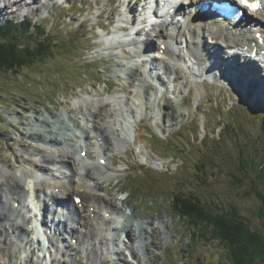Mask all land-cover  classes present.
Here are the masks:
<instances>
[{
  "label": "rangeland",
  "instance_id": "374dc122",
  "mask_svg": "<svg viewBox=\"0 0 264 264\" xmlns=\"http://www.w3.org/2000/svg\"><path fill=\"white\" fill-rule=\"evenodd\" d=\"M69 1L60 6V9L56 6L50 9L42 7L38 4L40 0H34L36 3L29 1L30 6L36 7L38 4L36 8H40L39 13L37 12V15L31 19L34 22H42L48 29L56 30V39L59 42L70 39L72 45L61 44L62 47H55L54 50L45 47L46 52L32 51L25 54L23 53L25 48L24 51L18 49L15 53L16 59H21L24 65L20 64L16 73H10V70L0 72V115H2L0 122L3 121L0 123V159L6 161L12 160L17 154L26 157L32 154L33 144L26 138L28 132L25 130L31 125H34L35 129H43L40 139L46 132L54 133L62 129L67 124L65 120L67 115L74 117L75 121L78 120L81 126L85 127L86 118L81 115L76 116L79 112L74 109L76 104L78 101L98 98L109 102L108 86L111 85V81L115 82L112 94L122 89L131 93L128 102L126 100L116 107L119 114L122 117L128 115L132 111V106L134 116L138 119L135 125L140 124L137 128L141 127V130L136 133V138H133V142H129L130 145L126 149L116 147L119 150L102 165L104 170L100 175L112 177V183L107 184L109 201L117 204L123 202L122 210L136 216L131 221L136 227L147 219L149 221L147 231L152 230V220L156 222L161 217H167L165 229L169 241L161 242L159 247L153 245L152 242H155L153 234L146 233L144 226V233L149 235V241L145 246L151 254L145 258V261H140L141 264H231L227 252L218 243L203 242L211 236V229L207 227L205 231L201 224L197 226L186 224L177 215L170 202L174 197L179 199L191 196L194 201L201 202L214 214L230 216L236 212L238 215L233 216L244 219L242 221L247 223L252 231L264 235V178H260L252 168L254 161L256 164H261L259 155L264 158V138H262L260 120L264 109L258 110L259 113L256 114L254 113L257 112L256 109L262 107H253L249 103L246 106L242 99L239 102L240 106L235 107L230 113L229 95L237 99L233 91L229 92L217 85H194L193 80V89L189 91L182 87L179 94L175 93L176 89L167 81L170 84V92L157 96V93H153L149 82H144L141 68H138L140 70L136 76L138 79L135 82L130 80V68H133V65L128 66L127 69L123 68L121 65L127 66V61L122 55L119 63L115 61L108 64V59L101 58V50L106 47L99 43L110 38L106 37L105 29L109 19H113L114 15L122 10L120 6L115 7L121 0ZM96 1L99 5H96L98 4ZM110 1L113 2V6H110ZM117 19L118 14L113 20L111 32L119 25ZM85 23L86 25H83ZM109 51L112 50H107ZM118 52V50L114 51V53ZM107 67L109 71L105 72ZM166 73L174 72L166 71ZM157 81L160 83L159 80ZM129 83L134 84L135 87L142 85V88L135 90L132 86L128 88ZM189 83L186 86H189ZM123 94L127 92L115 96L119 97ZM187 95H189L188 99ZM167 102L174 109L173 115L166 107ZM112 107L108 112L113 116L115 113ZM253 108L256 109L251 111ZM122 117L119 122L113 123L115 129L113 126L111 128L118 138H123L124 134L128 136L127 133L117 130L116 124L125 121L126 117ZM222 119L231 122L233 130L223 131ZM172 124L175 125L171 127ZM82 128L77 129L83 133ZM74 132L72 129L70 133L67 132V136H64L74 140L73 145L78 142ZM81 133L79 132L78 136ZM61 137L62 135H56L55 138L61 141ZM132 143L133 148H131ZM20 150L24 153H18ZM112 160H114V173L107 171ZM132 178L135 179L134 182L130 181ZM137 180H140L141 187H138ZM122 190L130 194L118 195V191ZM126 197V201H121ZM115 213L120 214V212ZM140 217L145 219L141 220ZM119 227V223L113 221L107 228L108 241L102 240L105 244L103 251L105 257L112 264L114 255L111 249L116 242H119L122 250L120 261L129 264L132 249L136 255L132 258L133 264H136L135 259L139 260L142 251H139L138 245H134L129 238H126V245L121 244L124 234L118 231L112 233ZM157 227L160 231V226ZM191 230L194 240L190 235ZM200 232H204L206 237H199ZM4 250L3 248L0 253ZM61 253L64 255L61 256ZM27 254H29L28 250ZM51 254L52 252L48 251L42 255L48 257ZM29 255L26 262L23 263V259H20L18 264H34L35 255ZM11 257H16L14 252ZM38 261L44 264L43 259L36 255V264ZM70 261L65 252H59L51 263L91 264V254L88 257L84 255L77 257V261L74 260L72 263ZM0 264H3L1 256ZM12 264H16V261ZM255 264L264 263L257 259Z\"/></svg>",
  "mask_w": 264,
  "mask_h": 264
},
{
  "label": "bare ground",
  "instance_id": "6f19581e",
  "mask_svg": "<svg viewBox=\"0 0 264 264\" xmlns=\"http://www.w3.org/2000/svg\"><path fill=\"white\" fill-rule=\"evenodd\" d=\"M29 1L30 0H1L0 23L4 22L8 18H19L18 16H21L22 14L36 16L37 8L30 6ZM32 1L34 2V0ZM59 1L62 2V4L66 2V0ZM141 2L142 0H126L123 2L124 7H126L127 3V13L128 16L130 15L128 18V23L125 25H131L132 16H134V14L139 9ZM198 2V0H185V6H182L181 9L182 11H187L188 15L186 18V24L182 25L181 27L166 23L168 18H170L169 16L171 15L172 11L175 10V2H171L166 6L168 16L166 17L165 23L157 24L153 33L151 32L150 34H146L145 43L148 44L150 41L156 44L160 43L157 49L158 51L161 49V44H166V49L163 54L159 52L157 54L158 58H154L153 63L156 62V66H162L165 70L164 74H167L166 71L174 72V80L177 82L175 93L179 94L181 88L180 86L184 85L183 81L189 78V72L182 70L178 64H170L167 58L172 60H174V58H178L177 60L181 61L182 54L186 51L188 56L194 57L199 63L203 62L206 64L207 62H210L209 59L206 60V58H208L210 54H213V62H215V65H217L219 69L222 67L223 69H226L227 66L224 67L226 63H222L220 61H225L227 55V59H231L234 62L233 69L236 73L242 76V80L246 81L249 76L253 78V84L249 86L251 89L247 90L246 92H242L241 90H238L237 92L241 93L243 96L247 95L246 97H251V100L253 99L254 102L257 101L264 104V93H258L261 88H264V67L261 68L257 62L251 58H248L244 62L241 60L242 57L238 52H235L234 55L229 56V53H226V55L223 53L226 51H221L223 46L227 47L229 51L239 47L243 50H247V53L251 55L254 51H258L259 48L256 46V32L254 31L252 35L250 32H248V30L241 32L239 29H237V33L241 34V38L236 39L233 36L234 33L232 34L231 31L224 30L223 24H215L209 21H199L196 23L192 22V18L190 17L193 16V13L189 11V7L197 4ZM262 4L263 6L259 12L253 13L252 16L260 23L261 31L264 32V2H262ZM12 8H14V10H12ZM119 26L117 27V32L121 29ZM57 43L64 44L61 41L59 42V40ZM156 44L150 45V47L155 48ZM184 45H186V49H184ZM129 47L130 49L128 50L127 48ZM129 47L124 46L122 54L129 58L132 57L133 54L137 55V44L134 43ZM107 50H109V48H106L105 51ZM261 50H264V46H262ZM110 52L111 51H109V53ZM108 57L110 58L112 55L109 54ZM210 67L212 69V65ZM132 69L134 71H132ZM130 70V80L136 81L138 79L136 76L139 70L135 68V65H133V68H130ZM157 79L160 80V76ZM239 82L243 83L241 80H239ZM130 84L131 83H129V85ZM185 84H188V80H186ZM141 88L142 85H137V89ZM238 93L234 92L233 94L236 95L237 99H241L242 97ZM130 95L131 93L128 91L127 94H123L122 97H112V99H110L112 102H107V100L105 102L103 99L98 98L86 100L84 102L78 101L76 104L74 109L79 111L77 115H85L89 117V119L91 118V124L82 128L83 133H81V135H87L90 137L91 143L95 149H97L94 152L91 150L93 147L91 149L89 148L90 150H84L82 148L76 149L72 144L73 140L64 137L67 136V132L70 133V130H80L77 128L81 127L78 121H75L74 117L67 115L65 118L67 124H65L62 129L60 128L59 131H55V134L52 132H46L42 139L40 138L42 136L41 131L43 132V129H35L33 128L35 127L34 125H29L30 128H25V130L28 132L26 138H28L30 141L35 143L41 142L44 144L49 143L53 145H50L46 148H40L39 145H35L31 148L32 154L28 155L27 157L17 154L13 156L12 160L4 161L0 159V200L3 198V204L0 206V230L7 229L6 233L2 232V234H0V238L6 236V238L10 239V241L8 240L4 244V252L0 253L2 260H10V253L14 250V248H16V250L18 249V246L14 240H18L19 238H16L14 234L16 236H20L24 232L23 226L27 222L23 210V208L26 206L24 201L26 191L25 186L27 181L33 177L32 173H34V170L31 168L37 169V171L40 172L46 171L52 174L51 166L54 167L56 163H61V166H63L64 163L67 168H69L68 170L70 173H66V171L63 170V167H61L57 171V176L64 178H52L47 183L38 184L37 188L40 191V195L43 193L46 194L47 200L51 202L52 205L61 200L73 203L72 198H75L74 196H80L82 198L81 203L75 207L77 210H72L73 214H78L79 216L80 220H78V226L76 228L64 227L65 234L69 238L71 237V240H76L75 244L70 243L65 247L66 251L69 252L68 257L71 260L70 263H72L74 260L77 261V257L79 258V256L84 254L88 255V253H91V264H110L103 252L104 245L102 244V240L107 238L106 228L110 223L111 217L116 214L115 212H120L127 217V223L122 225L120 231L124 233L126 238H129V240H131L134 245H138L137 248L139 251H142L141 257H139L138 260V264H141L142 261H145L146 257L150 256L151 252L145 246V243L149 241V235L147 236V234L144 233V226L149 225V221L146 219L137 227L132 224L131 221L136 216H134L133 213L122 210L121 204L123 205V202L117 204L116 202L112 203L109 201L110 196H108L109 189L107 184L109 185L112 183V177H102L100 175V173L104 170L102 167V162L105 161L104 164H106L115 151L119 149H126L130 145L129 142L132 141L130 136L118 138L115 132L111 131L113 123L118 120L119 116V112L116 107L118 105H122L126 100L128 102L131 97ZM242 102H244V100H242ZM111 107L115 113L113 116L108 112V110H111L109 109ZM166 107L173 115L174 109L172 108V105L167 102ZM131 109L132 111L128 115L133 116L134 118V110L132 106ZM73 113L75 114V111H73ZM122 114L124 115V113ZM128 115L126 114V117ZM141 115L139 114V116ZM57 122L59 126H61L59 119H57ZM174 125L175 124H172L171 127ZM122 132L126 133V129H123ZM47 134H49V136H47ZM56 135H62V140L58 141L55 138ZM96 144H98V146H96ZM69 147H71V149ZM116 147H119V149H116ZM84 151L87 152L85 158L82 156V152ZM22 152L24 153V151L20 150L18 153L21 154ZM99 158H101V160ZM114 170V160H112V164L108 165L107 171H112L111 173H114ZM33 185L34 181L30 183V186ZM49 202L47 203L40 201V205L37 206V209L34 211L33 215L36 216L35 214L39 213L40 209H43L45 212L49 211ZM15 205H17V207ZM32 221L33 220H30L29 223H32ZM153 222H155V220H152V230L150 235L153 234V239L155 241L152 242L153 245L159 247L161 242L167 243L169 241V236L165 229V226L167 225V217L159 218L154 224ZM157 226H160V231L158 230ZM9 232L11 234H9ZM51 237L47 235L46 238H44L45 251H43L42 254H45L48 251L53 252V249L58 247V245L55 246V239H59V236L53 233ZM126 238L124 243L126 242ZM66 240L63 238L61 245L59 243L61 248L65 246ZM203 242L205 244L209 243L206 241ZM212 242L219 244L218 240L210 241V243ZM27 245L28 244H26V246H24L22 249H24L25 252L28 250L30 255H35V253H33V249L31 250V248H29L25 250V248L28 247ZM132 253L133 256L136 257L134 252ZM44 256L40 255L39 258H42L45 262L47 257ZM49 256L51 257V255ZM37 263L41 264L39 261Z\"/></svg>",
  "mask_w": 264,
  "mask_h": 264
},
{
  "label": "trees",
  "instance_id": "16d2710c",
  "mask_svg": "<svg viewBox=\"0 0 264 264\" xmlns=\"http://www.w3.org/2000/svg\"><path fill=\"white\" fill-rule=\"evenodd\" d=\"M28 34L29 32H18L11 28L0 27V70L16 71L20 64L24 65L23 61L16 59L15 56L16 50L24 48L11 46L12 44L9 42L21 41L20 38L26 39ZM63 45L65 46V44ZM57 46L62 47L58 43ZM27 47L30 48L27 49ZM25 49V51L23 50L24 54L32 51L35 53L46 52L43 44H39L35 48L26 46ZM262 123L264 124V122ZM262 131L264 135V126ZM259 157L263 163L256 164L254 161L252 168L260 178H264V158L261 155ZM170 204L189 225L201 224L203 230L207 231V227L211 229V236L205 241L210 243L212 240H218L221 247L226 250L231 264H255L257 259L264 263V235L252 231L249 225L242 221L244 219L233 216L238 215L236 212L230 216L214 214L208 211L201 202L194 201L191 196L179 199L174 197ZM200 233V235L197 234L199 237H206L204 232Z\"/></svg>",
  "mask_w": 264,
  "mask_h": 264
},
{
  "label": "snow or ice",
  "instance_id": "6c2138e0",
  "mask_svg": "<svg viewBox=\"0 0 264 264\" xmlns=\"http://www.w3.org/2000/svg\"><path fill=\"white\" fill-rule=\"evenodd\" d=\"M239 4L244 8H248L251 10H255L256 8L259 7L258 3H251L250 0H239Z\"/></svg>",
  "mask_w": 264,
  "mask_h": 264
}]
</instances>
